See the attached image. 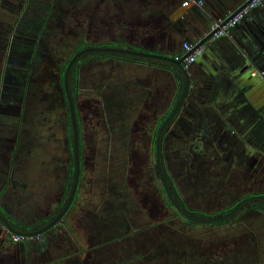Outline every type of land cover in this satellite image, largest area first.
I'll return each instance as SVG.
<instances>
[{
    "label": "rangeland",
    "instance_id": "374dc122",
    "mask_svg": "<svg viewBox=\"0 0 264 264\" xmlns=\"http://www.w3.org/2000/svg\"><path fill=\"white\" fill-rule=\"evenodd\" d=\"M131 4L132 0H0V87L4 86V92L0 89V132L6 138L5 145L0 139L1 191L12 174L26 178L29 183L40 184L32 183L37 188H34L35 194L36 191L45 190L44 185L54 178L53 166L56 161L51 163L47 154V150L52 149L53 142H49L46 135L54 138L52 134L55 133L59 137L61 116L64 117L65 124L69 120L66 106L50 108L49 97L51 95L52 98L53 91L50 90L49 82L54 80L52 73L49 74L50 70L53 74L59 73L81 44L89 47L116 43L112 36L125 26L122 8ZM20 7L25 8L24 12H20ZM138 23L142 25V22ZM40 38L46 42L41 41L39 47L48 50V56L44 57L46 65L43 74L46 75L38 73L40 70L37 61L35 66L39 75L33 76L29 69L22 68L30 66L31 53ZM111 64L115 63L90 58L83 64L80 74L82 85L77 97L83 115L85 169L79 187V190L82 189L80 198L63 229L66 234L69 227H82L77 231L80 243H84L80 249L82 253L78 255L81 262L162 264L160 257L155 255L152 260L141 251L146 246L164 243L165 241L161 242L164 237L173 249L168 259L163 260L165 264H175L177 260H180V264H230L231 260L237 262L236 245L243 246V242L248 243L252 239L249 230L243 231L239 228L241 225L234 227L242 221H236L233 226L231 223L195 227L174 215L173 218L172 210H160V213L165 214L158 215V209L155 208L164 206L165 196L156 168L154 134L158 112L154 103L162 105L159 106L160 110L166 112L171 106L174 88L168 82H162L165 91L160 93L161 101L151 99L143 105L140 97L142 94H138L136 89L133 92L130 90V87H142L135 83L128 87L124 75L126 69ZM4 72L6 78L1 83V74ZM116 73L125 78L117 81ZM60 74L61 72L59 76ZM17 77L20 79H16ZM97 80L98 84H95ZM222 93L219 95L220 99ZM261 93L262 90L258 89L250 95L244 94L245 103L233 109L231 114L229 111L232 103H222L219 110L221 118L213 117L210 113L207 116L205 109L199 111L189 107L187 120L180 123L182 129H176L180 132L179 138L167 135L166 169L192 209L213 214L230 206L244 193L261 191L256 184L262 180L261 174L255 173L253 169L258 170L259 166L264 165V157L250 155V152L257 153L258 147L263 148L261 152L264 154V96L261 97ZM112 104L128 106L120 109ZM121 111L127 112V118L121 120L125 123H115L119 119V113L122 114ZM176 126L178 125H171L170 131ZM132 130L130 136L129 132ZM111 133L110 136L115 133L114 138H110ZM18 135L22 145L28 147L16 156L18 161L10 166V161L14 158V146L10 143ZM199 139L203 142L201 154L200 143H196ZM54 151L58 152V148L55 147ZM130 172L135 173L131 175ZM52 191L49 188L48 192L43 191L37 197L40 206L47 204L48 193ZM11 195L12 191L8 196ZM13 201L17 204L14 198ZM151 209L157 212V216H153L154 211ZM95 217L96 225H100L102 229L111 218L122 220L128 230L124 243L134 251L129 253L123 249L122 253L115 254L111 243L100 240L96 235L91 238L95 241L84 239L83 231L98 232V226L91 229ZM253 220L255 230L259 235L262 234L264 245V223L257 216ZM25 241L14 245L15 242H7L0 237V264L42 263L32 259L24 251ZM229 244L234 246L225 249ZM177 250L179 252H174ZM51 251L53 258L58 252H65L56 246H52ZM72 252L71 250L70 253ZM26 254L27 262L22 260L26 258ZM74 255L76 256L75 253ZM94 255L99 262L91 263ZM262 258L261 256L260 260L263 263ZM242 260L243 257H240L239 261Z\"/></svg>",
    "mask_w": 264,
    "mask_h": 264
},
{
    "label": "crops",
    "instance_id": "0c3cea01",
    "mask_svg": "<svg viewBox=\"0 0 264 264\" xmlns=\"http://www.w3.org/2000/svg\"><path fill=\"white\" fill-rule=\"evenodd\" d=\"M203 1V6L190 4L185 7L182 5L183 0H132L129 7L123 8L125 26L112 36L113 42L116 41L114 43L116 45L126 44L125 47L134 50L145 52L153 50L161 55L176 57L182 53L185 41L200 42L209 33V28L214 22L224 21L229 11L241 8L249 0ZM139 21L142 25H139ZM100 59L115 63L111 64L112 66L124 67L126 84L128 87L133 83L141 86L142 89L130 87V90L133 92L136 89L138 94L143 95L140 96L141 99L143 98L146 102L151 99L161 101L160 93L165 91L162 82H168L167 84L173 86L176 93L181 86V81L184 85L182 75L171 65L166 66L167 64L149 60L129 61L111 57ZM263 68L264 6L253 10L236 27L231 28L229 34L213 40V44L209 47L205 46V49L203 47V53L197 57L189 70L192 83L177 123L187 120L186 114L189 107L191 110L192 108L199 111L205 109L207 116L210 113L213 117L221 118L219 110L222 103H232L229 111L231 114L233 109L245 103L244 94L250 95L253 91L261 89V97L264 96V78L258 73ZM253 72H257L254 77L251 75ZM78 78L77 84L80 91L81 75ZM124 78L115 74L117 81ZM100 81L103 82V80ZM94 83L98 84V80ZM221 93L222 99L219 98ZM154 105H156L154 108L158 112V117L163 118L172 107V102L166 112L160 110L159 106L162 105L156 103ZM185 110L187 111L184 112ZM0 139H2L1 133ZM13 244L16 245V243ZM26 247L24 251L30 254L29 257L32 259H37L35 261H41L40 264H62L61 261H57V258H60L58 255L53 258L52 247L40 245L38 248V245L33 243L29 248ZM27 254L26 258L22 259L26 262Z\"/></svg>",
    "mask_w": 264,
    "mask_h": 264
},
{
    "label": "flooded vegetation",
    "instance_id": "af4514ba",
    "mask_svg": "<svg viewBox=\"0 0 264 264\" xmlns=\"http://www.w3.org/2000/svg\"><path fill=\"white\" fill-rule=\"evenodd\" d=\"M49 5H51V3ZM96 7L98 8L99 5H96ZM49 8H52V7L49 6ZM24 9H25L24 7L23 8L20 7L19 10H20V12H22V11L24 12ZM124 11L125 10H123V12ZM92 19H94V16L92 17ZM4 41H6V40H4ZM41 41L43 43L46 42L45 39L41 40V38H40V40H37L36 47L33 48V52L31 53L32 58H31L30 66L22 68L24 70L29 69L30 73H32L33 76H35L36 74L37 75L40 74L41 76L46 75L45 73L43 74V72H45V65H46L44 63V57L48 56V50L43 48V47L42 48L39 47V44ZM125 45L126 44H120V45H116L114 47L130 48V47H125ZM107 57L117 58L118 60H129V61L144 60V59H136V58H132V57L121 58L120 56H114V55L107 56ZM90 58L100 59L102 57L96 56V54L87 55V59H90ZM83 59H84V57L78 62L79 66L77 67L78 64L76 65L77 68L75 67L73 69V72L71 75V85H72V92L74 95V99L79 95V85L76 84L75 82L78 83V80H79L78 76L80 75L81 68L87 60L86 58L84 60ZM37 61L39 63V68H38L40 70V71H38L39 74L36 73V71H37L36 67L37 66H35V63ZM4 62H6L5 58H4ZM63 70H64V67H63V69H61L59 71V73L61 72L60 76H59V73L53 74V72H51V70H50L49 74L52 73V75L54 76V80L49 82L50 90L53 91L52 98L50 95L49 101L51 102L50 108H52V109H54L55 106H58V107L62 106L63 108L66 106L67 113H68V119L67 120H69L70 111H69L66 92H65V88H64V79H63L64 76L63 75L65 74V72ZM54 73H55V71H54ZM57 74H58V77H57ZM74 76H76V79H74ZM4 78H6L5 72H4V74H1V83L3 82L2 79H4ZM16 79L19 80L20 78L17 77ZM60 84L62 87L60 86ZM183 87H184V85H183ZM30 88H32L31 85H30ZM0 89H1V92L2 91L4 92V86L3 85H1ZM168 89H170V88H168ZM182 91H183V89H182ZM75 92H76V95H75ZM178 92H179V90H178ZM178 92L177 93H176V91L172 92L173 93V99H172V107L170 108V109H172L170 114L172 113V111L176 107V105L180 99V96L182 94V92H181V94L178 97V100L174 106V101H175V98L177 97ZM107 95H111V94L108 93ZM142 96L143 95H141V97ZM187 97H186V100H187ZM76 99H77V102L75 101V103H76V107H77L78 122H79V128H80V158H81L80 182H81V177L83 176L82 174H83V171L85 169V167H84V151H83L84 150V144H83V140H82V132H83L82 131V116L83 115L81 112V106L79 104L78 97ZM186 100H185V102H186ZM141 101H142L143 105L146 104V100H144L143 98L141 99ZM185 102L183 103L180 112L175 116V118L172 120V122L168 125V127L164 133V137H163V142H162L163 167H164L166 177L168 175L169 178H170V175H169V172L165 166V164H166V159H165L166 138H167V135H169V134H172L175 137V139L180 135L179 134L180 132L178 133V131L176 129L177 128L182 129V127L180 126V123H177V121L180 119L181 111L183 109ZM3 103L5 104L4 98H3ZM112 105H113V107H119L120 109L127 108V106H128V105H126L124 107V105L119 106L117 104H112ZM126 113L127 112H122V114L119 113V117H118L119 119L116 118L117 121L115 123H118V124H120V122L125 123V121H121V120H124V118H127ZM61 117H62L61 126L59 125L61 127L60 136L56 137V134L53 133L52 136L54 138H50L49 135H46L47 140L49 142H53L52 149L47 150V154L49 155L51 163H53L54 160L56 161L54 163V166H53L54 178L52 180H49V182L44 185V187L46 189L42 190V191H38V192L36 191V194H35L34 188L36 190H37V188L33 184H38V183H33V182H32L33 184L29 183L26 180V178H23L22 176L16 177L15 174H12V176L8 178V181L6 183V187L4 188V190L1 191V189H0V211L3 214H5L7 216V218L19 229L32 230V229H37V228H40V227L46 225L61 210V208L63 207V205L65 204V202L67 201V199L69 197L70 190L72 187V183L74 180L73 133H72V125H71V132H70V126H69L71 119L69 121H67V124H65L63 121L64 117L63 116H61ZM163 118L158 117V121H156L157 128H156V131L154 134L155 154H156V138H157L158 132H159L161 126L163 125V123L165 122V120L167 119L166 118L163 120ZM127 123H130V122H127ZM160 123L162 125L158 129V125ZM173 124H176L178 126H176V128H174V130L170 131V126ZM256 124H258V123H256ZM53 128H56V127L53 125ZM52 131L54 132V129ZM132 133H133V130L129 132V135L131 136ZM114 134L115 133H113V136H110V135H112V133L109 134L110 138L111 137L114 138L115 137ZM125 135L127 136V133ZM127 137H129V136H127ZM5 139H6L5 137H2V140H1L4 143V145L6 144ZM109 140L112 141L111 139H109ZM262 141H264V140H262ZM22 143L23 142L20 139L19 135L11 141L10 144L14 146L12 148V150L14 151L13 152L14 158L11 159L10 166H12L15 161H18L16 156H18V154L23 149H26L28 147V145L23 146ZM196 143L197 144L200 143L199 146L201 149L199 150V154H201L203 151V149L201 147L203 142H201L199 139V141H196ZM29 147H31V146H29ZM53 147L54 148L57 147L58 152L54 151ZM261 148L262 147H258L257 153L250 152V155L258 154L259 156L264 157V154H262V152H261V150L263 148L262 149ZM156 168H157V159H156ZM253 171L255 173L259 172L261 174L262 180L257 181V183H256L259 186V188L261 189V191L244 193L243 195H241L239 197V199H236L230 206L226 207L225 209H223L221 211H217L216 213H213V214L208 213L206 211L194 210L191 207H189L188 203L182 197V195H181L180 191L178 190L177 185L173 181V179L170 178L168 180V178H167V181H168V184L170 186V189H171L174 197L176 198L178 203L185 210H187L188 213H190L191 215H193L195 217H200V218L217 217V216H224V215L229 214L241 202H243V201H245L251 197H264V165L259 166L258 170H257V168L253 169ZM59 172H61V174H58ZM157 172H158V169H157ZM130 173H131V175H133L135 172H130ZM158 175H159V172H158ZM159 177H160V175H159ZM160 181H161V179H160ZM80 182H79V186H78L77 191H76L75 199H74L70 209L68 210V212L64 215L61 223L59 225L55 226L54 228H52L50 231L43 234L41 237L32 238V240H34L33 242L25 241L24 245L27 246V248H29L30 244H32V243L34 245L36 244L38 246L44 245L47 247H52V246L61 247V250H64L65 252H63V253L60 252L61 254H59V252H58L57 255H59L60 258H57V261H61L62 264H85V263L81 262L80 257L78 256L79 254L82 253V251L80 249H82L84 243H83V241L80 243V241L78 239L80 237L77 235V231H79L82 227L79 228V226H76V229H75V227L74 228L73 227L72 228L67 227L68 230H66V234L64 233L65 230L63 229V225L66 223L67 218L69 217L71 210L76 207V204L80 198L81 190H82L81 188L79 190ZM161 183H162V181H161ZM38 185H40V184H38ZM253 187H255L254 184H253ZM49 188H52L53 191L48 193L49 194L48 202L44 207L42 205L40 206L38 201H37L38 200L37 197L40 196L41 193L48 192ZM162 189H163L164 196H165V199H164L165 204H164V206L161 205L162 207H160V208H155L156 210L158 209L157 210L158 215L162 214V213L165 214V212L160 213L159 212L160 210H162V211L172 210L173 213L171 215L173 218H174V216L176 218H181L185 221L186 224L191 225V226H195V227L201 226V225L222 226V225H225V224L227 225V224H231V223L233 226V225H236L235 224L236 221L237 222L242 221V223L237 224L234 227L237 228L241 225L239 228L242 229L243 231L249 230L252 233V235H251L252 239L248 240V243L243 242L244 243L243 246L236 245L238 259L240 260V257H243V260L242 261L238 260L237 262H235V260L234 261L231 260V262L229 261L230 264H263L264 263V245L262 244V239H261L262 234L259 235L257 233V231L255 230L256 229L255 223L253 224V222H254L253 219L255 216H257V218H259V220H261L264 223V201L255 200V201H251L249 203H246L232 217H230L229 219H227L225 221H221V222H217V223H211V224H201V223H196V222H193V221L187 219L181 212H179L175 208V206L171 203L170 199L168 198V195L166 193V190L164 188L163 183H162ZM11 191H12V195H11V197H9L8 195L10 194ZM31 194H33V196H31ZM13 198L17 201V204L14 201L12 202ZM151 210L154 211L153 209H151ZM109 211H110V209L108 210V212ZM112 212H110V213H112ZM153 216L154 217L157 216V212L154 211ZM95 220H96V217L93 219L94 225L91 226V229L95 228V226H98V225H96ZM106 224L107 225L104 227V229L100 228V225H99L98 226L99 227L98 232L93 231V230H91L90 233L87 231H83L84 239L89 238L90 240L95 241L94 239H91V238H93L96 235V236H98V238L100 240H103V241L106 240L107 243H111V249L115 254L122 253L123 249L127 250V252H129V253H132V251H134V250L129 246L127 247V245L124 243V239L128 237V235H126L128 233V230L125 227L123 221L122 220L118 221L115 218H111L106 222ZM83 226H84V229L87 230L85 224H83ZM60 228L63 229L62 230L63 232L59 230ZM11 235L12 234L6 229V227L2 223H0V237H1V239L5 240L7 242H10V241H12ZM86 235H87V237H86ZM96 239H97V237H96ZM161 242H164V243H160V245L152 244V245L144 247L143 250L141 251V253L146 254V257L151 258L152 260H153V258H155V255H156L157 257L161 258L160 262L162 264H165L163 260L168 259V257L170 256V251L173 249H172V246L169 244L170 242L167 241V239L165 237L161 240ZM19 243H21V242H19ZM230 245L231 244L226 246L225 249H228V248H231L234 246V244L232 246H230ZM71 250L73 251L72 254L70 253ZM74 250L76 252H74ZM105 251H108V249H106ZM167 251H168V253H167ZM174 252H179V250L174 251ZM64 253H66V255H63ZM74 253L76 254V256L74 255ZM261 256L263 257L262 258L263 263L260 260ZM179 261L180 260H177L175 264H180ZM93 262L94 263L99 262V259L96 258V255H94L92 257L91 263H93Z\"/></svg>",
    "mask_w": 264,
    "mask_h": 264
},
{
    "label": "water",
    "instance_id": "95a60500",
    "mask_svg": "<svg viewBox=\"0 0 264 264\" xmlns=\"http://www.w3.org/2000/svg\"><path fill=\"white\" fill-rule=\"evenodd\" d=\"M251 0H249L246 4H244L241 8L235 10V11H229L226 14V19L223 21L222 25H225L228 23L231 19L235 17V15L240 12L246 5L249 4ZM211 27V26H210ZM218 31L216 29L215 31H210L209 33L203 38L200 42L197 43L196 48H202L205 46L209 47L210 44H213V36ZM194 51V50H193ZM90 54H107V55H114V56H126V57H132L136 59H144L153 61L155 63H164L167 65H171L175 67L176 70L182 75L184 79V87L182 94L180 96V99L172 111V113L167 117L163 125L161 126L157 138H156V159H157V169L160 175V179L164 185V188L166 190V193L168 195V198L170 199L171 203L175 206V208L181 212L187 219L201 224H211V223H217L221 221H225L232 217L243 205L246 203H249L251 201L255 200H262L264 201V197H251L243 202H241L238 206H236L229 214L224 216H217V217H207V218H200L195 217L187 212L176 200L174 197L170 186L167 181V177L164 171L163 167V159H162V142L164 133L168 127V125L172 122V120L175 118V116L180 112L181 107L183 103L186 100V97L189 94L190 87H191V76L190 73L185 69L184 62L185 59L188 58L192 52H188L186 54H180L182 55L179 59H176L179 55L176 57H169L165 55H161L159 53H155V51L150 50L148 52L140 51V50H134L132 48H123V47H113V46H89L85 47L84 49L77 52L70 62L68 63L65 74H64V88L66 92L67 102L69 106L70 111V119H71V125H72V133H73V156H74V180L72 183V187L70 190L69 197L61 210L44 226L32 229V230H23L17 228L8 218L5 214H3L0 211V223H2L6 229L11 233L15 235H19L21 237L25 238H38L41 237L46 232L50 231L55 226L59 225L64 217V215L68 212L70 209L76 195L77 188L79 186L80 182V174H81V158H80V128H79V122H78V114H77V107L74 99V95L72 92V85H71V75L73 72V69L76 67L78 62L85 56ZM264 71V68L259 70ZM262 78H264V75H261Z\"/></svg>",
    "mask_w": 264,
    "mask_h": 264
},
{
    "label": "built area",
    "instance_id": "2783aa9c",
    "mask_svg": "<svg viewBox=\"0 0 264 264\" xmlns=\"http://www.w3.org/2000/svg\"><path fill=\"white\" fill-rule=\"evenodd\" d=\"M190 4L203 6L204 1L203 0H183V6L188 7ZM264 6V0H251L248 5H246L240 12H238L233 19H231L228 23L225 25H222L223 21L214 22L211 27L210 31H215L218 29V31L214 34L213 40L223 37L227 34H229V31L231 28L236 27L240 22H242L245 18H247L250 13L255 10L258 7ZM197 43H191L189 41H185L182 46V54H186L188 52H192V54L185 59L184 67L187 71L190 70L191 66L195 63L197 57L203 53L202 48H196ZM194 50V51H193ZM182 55H179L176 59H179ZM259 75H264V71H259ZM253 77L257 75V72H253L251 74ZM12 241L15 243H19L22 241H25L27 239L32 238H25L21 237L19 235L12 234L11 235Z\"/></svg>",
    "mask_w": 264,
    "mask_h": 264
},
{
    "label": "trees",
    "instance_id": "16d2710c",
    "mask_svg": "<svg viewBox=\"0 0 264 264\" xmlns=\"http://www.w3.org/2000/svg\"><path fill=\"white\" fill-rule=\"evenodd\" d=\"M104 46H116V44H108V45H104ZM86 47V45L85 44H81V45H79L78 47H77V49L75 50V52L73 53V55L70 57V59L68 60V62L64 65V72H65V69H66V67H67V65H68V63L70 62V60L72 59V57L78 52V51H80V50H82L83 48H85ZM96 56H100V57H102V58H104V57H107V56H112V55H107V54H99V55H96ZM121 58H127L126 56H120ZM87 59V56L86 57H84V59ZM130 58V57H129ZM83 59V60H84ZM164 65H166V64H164ZM79 66V64L77 65V67ZM166 66H170V65H166ZM76 67V68H77ZM64 74V73H63ZM64 76V75H63ZM64 79V78H63ZM74 79H76V76H74ZM76 84H77V82H75ZM182 89H183V82L181 81V86H180V89H179V92H178V94H177V97L175 98V101H174V106H175V104H176V102H177V100H178V97L180 96V94H181V92H182ZM75 95H76V92H75ZM77 98V97H76ZM75 98V101L77 102V99ZM171 110L172 109H170L168 112H167V114L164 116V118H163V120L164 119H166L167 117H168V115L170 114V112H171ZM69 120H70V117H69ZM162 124L160 123L159 125H158V129L160 128V126H161ZM70 132H71V121H70ZM167 178H168V180L170 179L169 178V176L167 175Z\"/></svg>",
    "mask_w": 264,
    "mask_h": 264
}]
</instances>
